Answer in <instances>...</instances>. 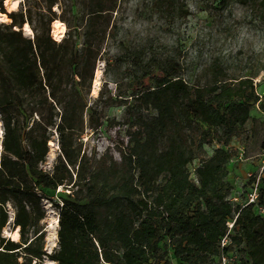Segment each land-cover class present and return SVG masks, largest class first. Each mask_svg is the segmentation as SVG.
Masks as SVG:
<instances>
[{
  "label": "trees",
  "instance_id": "trees-1",
  "mask_svg": "<svg viewBox=\"0 0 264 264\" xmlns=\"http://www.w3.org/2000/svg\"><path fill=\"white\" fill-rule=\"evenodd\" d=\"M4 1L0 13L10 22L0 23V264H220L221 254L235 257L229 264H264V215L257 210L264 208V168L257 203H232L225 148L261 102L253 78L231 79L214 59L201 70L203 83L188 82L174 54L129 50L117 57L129 73L126 91L115 85L112 94L105 81L87 106L105 36L99 19L116 0H87L82 29L68 25L60 41L50 36L57 0H45L33 38L22 32L32 26L31 12L6 13ZM239 1L264 10V0ZM114 104L129 136L118 161L109 150L81 154L83 114L97 131ZM51 130L59 154L44 171ZM213 142L218 146L192 179L189 167ZM60 188L69 193L54 205L57 245L47 253L42 201L52 203ZM232 221L230 243L220 249ZM10 223L17 240L2 234Z\"/></svg>",
  "mask_w": 264,
  "mask_h": 264
},
{
  "label": "rangeland",
  "instance_id": "rangeland-1",
  "mask_svg": "<svg viewBox=\"0 0 264 264\" xmlns=\"http://www.w3.org/2000/svg\"><path fill=\"white\" fill-rule=\"evenodd\" d=\"M5 1L6 13L31 12L32 26L26 24L31 32L26 34L23 29L25 24L22 32L26 37L33 38L32 27L36 25L37 14L45 6V0ZM166 1L116 0V9L99 19L105 36H101V50L95 63L91 87L86 94L87 106L96 99L105 81L112 94L115 93V85L121 86V92L126 91L125 82L129 73L124 70V64L117 57L129 50L142 49L144 53L155 55L174 54L182 65L181 77L188 82L203 83L205 79L201 76V70L214 59L223 63L231 79L252 77L254 91L261 102L252 107L251 119L233 131L225 147L231 153L227 166V181L232 186L229 200L234 197L242 200L250 187V179L259 175L264 160V10L258 4H242L239 0ZM86 3L87 0H57L51 10L56 14L54 21L62 24L63 34L54 39L53 21L50 26L52 39L60 41L68 31V25L72 32L82 29V21L86 19ZM171 3L176 6L172 8ZM177 6L182 11H177ZM185 11L188 14L185 15ZM1 22L10 21L4 15ZM96 71H99V85L94 88ZM122 112V107L116 104L107 108L104 111L103 125L97 131L88 128L87 115L83 114L82 132L76 140L81 146V154L91 152L101 155L109 150L113 159L118 161L119 149L128 145L129 138L128 124ZM2 132L0 121V146ZM47 146L49 152L45 161L40 164L44 171L52 169L59 154L54 130L50 132ZM217 146L213 142L203 147V151L189 167L192 179L193 168L201 160L207 159ZM66 193L69 192L60 188L50 196L52 203L45 199L42 201L45 218L41 224L45 230L44 249L47 253H51L57 245V228L52 229L58 214L54 205L60 203L61 195ZM8 210L11 215L9 206ZM14 231L10 223L2 234L12 239ZM53 235L55 240H52ZM44 264H48L47 259H44Z\"/></svg>",
  "mask_w": 264,
  "mask_h": 264
},
{
  "label": "built area",
  "instance_id": "built-area-1",
  "mask_svg": "<svg viewBox=\"0 0 264 264\" xmlns=\"http://www.w3.org/2000/svg\"><path fill=\"white\" fill-rule=\"evenodd\" d=\"M263 168H264V160L262 161V167H261L260 173L263 170ZM260 173H259V175H260ZM259 175H257L255 182L251 184L248 192L244 195V198L242 200H239L238 198L234 197V198L230 199V201L232 203L234 202V203L240 204L241 207H245V206L250 205V204H256L257 200H258L257 185H258ZM257 210L260 214L264 215V208L257 207ZM232 226H233V221L227 223L228 230H227V233L225 234V236L220 240V246H219L220 249H223L224 247H226L230 243L228 234H229V231L231 230ZM234 258L235 257H233V256L229 258L227 255L221 254L220 255V264H229L234 260Z\"/></svg>",
  "mask_w": 264,
  "mask_h": 264
},
{
  "label": "bare ground",
  "instance_id": "bare-ground-1",
  "mask_svg": "<svg viewBox=\"0 0 264 264\" xmlns=\"http://www.w3.org/2000/svg\"><path fill=\"white\" fill-rule=\"evenodd\" d=\"M12 1L13 0H6L5 3H7V2L11 3ZM3 17H4V14L0 13V19H2ZM61 26H62V24H60L59 22H57V21L53 22V25H52V27H53L52 36L54 37V39H57V38L62 36L63 28ZM23 29L25 30L26 34H29L31 32L30 28L26 24L24 25ZM98 85H99V71H96L95 78H94V88H97ZM0 137H1V134H0ZM0 150H1V146H0ZM56 228H57V219L55 218L54 223L52 225V229L56 230ZM12 239L13 240H17L18 239V231L17 230H15L13 232ZM55 239H56V237H55V235H53L52 236V240H55ZM48 264H55V263L48 261Z\"/></svg>",
  "mask_w": 264,
  "mask_h": 264
}]
</instances>
